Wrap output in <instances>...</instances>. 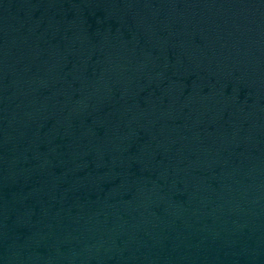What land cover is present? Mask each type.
Instances as JSON below:
<instances>
[{"label": "water", "instance_id": "water-1", "mask_svg": "<svg viewBox=\"0 0 264 264\" xmlns=\"http://www.w3.org/2000/svg\"><path fill=\"white\" fill-rule=\"evenodd\" d=\"M0 264H264V0H0Z\"/></svg>", "mask_w": 264, "mask_h": 264}]
</instances>
